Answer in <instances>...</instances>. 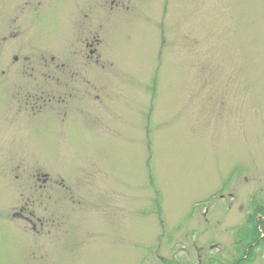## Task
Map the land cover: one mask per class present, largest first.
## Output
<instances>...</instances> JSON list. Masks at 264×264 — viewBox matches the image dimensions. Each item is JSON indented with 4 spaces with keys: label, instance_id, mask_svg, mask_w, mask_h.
<instances>
[{
    "label": "rangeland",
    "instance_id": "rangeland-1",
    "mask_svg": "<svg viewBox=\"0 0 264 264\" xmlns=\"http://www.w3.org/2000/svg\"><path fill=\"white\" fill-rule=\"evenodd\" d=\"M0 264H264V0H0Z\"/></svg>",
    "mask_w": 264,
    "mask_h": 264
}]
</instances>
